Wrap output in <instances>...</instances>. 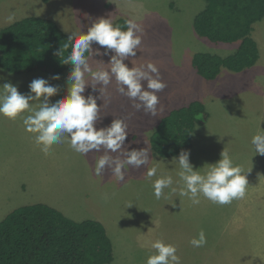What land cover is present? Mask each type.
I'll use <instances>...</instances> for the list:
<instances>
[{
  "label": "rangeland",
  "instance_id": "374dc122",
  "mask_svg": "<svg viewBox=\"0 0 264 264\" xmlns=\"http://www.w3.org/2000/svg\"><path fill=\"white\" fill-rule=\"evenodd\" d=\"M206 4V0H0V31L24 18L40 17L54 21L67 35L78 38L100 17L110 16L113 24L120 19H135L144 29L140 33L142 44L136 57H129L125 63L132 67L151 61L159 68L167 87L157 94L159 103L155 117L162 118L168 109L193 98L187 96L199 90L195 82H207L201 95L196 96L204 99L211 114L204 125V138L200 141L197 138L193 148L188 150L190 162L196 168L215 163L226 149L234 163L248 173L245 198L220 205L203 196L199 204L181 197L179 189L183 182L179 181L178 165L172 162L173 158L154 156L146 142L151 114L134 108L132 100L117 90L114 78L102 92L103 86L86 74L83 95L94 96L101 105L97 128L107 127L114 119H122L128 128L141 127L135 143L128 140L130 131L127 130L124 147L146 148L149 165L139 170L129 167L124 181L117 180L110 169L97 176L95 162L103 151L85 156L65 144L62 151L66 161L62 167H21L20 161L0 160V222L15 205L52 202L58 197V203L76 208L78 216L85 211L92 220H102L114 247L111 264H146L148 256L155 252L151 244L158 239L177 247L181 264H264V156L256 155L250 142L253 135L264 132V67L261 71L252 67L244 70L245 73L225 69L216 80H206L196 72L192 64L196 53L226 57L239 45L214 43L196 33L195 16ZM254 28L253 38L260 49L262 67L264 20ZM97 47L93 42L89 59L93 70L109 67L110 56H97ZM3 70L0 66V94H3L2 85L10 82L22 94L34 95L28 85L36 75L24 73L20 77L15 74L8 77L1 74ZM70 74L65 72L59 80L51 82L46 78L58 89L50 98L51 102L66 95ZM30 104L33 110H38L41 101L32 100ZM20 131L27 137L33 135L22 127ZM5 148L9 151L12 147L0 139V156ZM151 166H156L158 172L149 178L146 171ZM162 175L173 178L172 188L176 191L165 189V195L157 200L151 185ZM26 180L29 181L28 191L21 194L19 188ZM201 230L206 234L207 243L193 247L190 241L198 238Z\"/></svg>",
  "mask_w": 264,
  "mask_h": 264
},
{
  "label": "clouds",
  "instance_id": "9594fccd",
  "mask_svg": "<svg viewBox=\"0 0 264 264\" xmlns=\"http://www.w3.org/2000/svg\"><path fill=\"white\" fill-rule=\"evenodd\" d=\"M143 31L142 25L135 19H126L122 28L118 24L114 25L109 16L96 19L87 32L78 38L69 35L68 41L71 43H65L55 53L60 57L65 50L71 49L60 61L61 64L72 65L66 95L51 102L50 98L58 89L43 77L29 83L30 92L34 95L27 96L16 85L7 82L2 85L3 94H0V116L13 121L20 119L24 130L33 134L35 143L45 155L50 153L54 144L65 141L76 153L85 156L93 151H103L104 154L95 162V174L100 176L106 169H110L117 180L124 181L129 167L139 170L149 165V152L146 148L125 149L128 125L122 119H114L107 127L97 128L101 105H98L97 98L83 93L87 86L86 74H90L92 80L103 86L102 92L107 90L114 78L117 90L132 100L134 108L156 115L159 103L157 94L167 87L159 68L151 61L146 65L133 64L132 67L125 63L129 57H136L142 44L140 33ZM93 42L98 45L95 52L97 56H110L109 67L93 70L90 66ZM52 79L59 80V74L53 75ZM32 100L41 101L38 110H33L30 104ZM250 142L256 155L264 156V132L253 135ZM113 153L117 155L113 156ZM190 155V151L182 150L178 157L172 159L179 167V181L183 182L179 189L181 197L199 204L200 196H203L220 205L245 198L249 184L248 173H244L234 163L226 149L220 153L218 161L205 163L201 168H196L190 162ZM157 172L156 166L147 167L146 176L154 177ZM173 183L171 176L162 175L154 180L151 187L155 198L161 199L165 189L171 188L175 192ZM190 243L196 248L203 247L207 243L205 232L201 230L199 237L193 238ZM151 248L155 252L148 256L146 264H181L175 245L158 239L151 244Z\"/></svg>",
  "mask_w": 264,
  "mask_h": 264
},
{
  "label": "trees",
  "instance_id": "16d2710c",
  "mask_svg": "<svg viewBox=\"0 0 264 264\" xmlns=\"http://www.w3.org/2000/svg\"><path fill=\"white\" fill-rule=\"evenodd\" d=\"M194 19V29L214 43H239L226 57L196 53L193 67L206 80H214L222 69L240 73L260 59L253 38L255 24L264 20V0H206ZM126 19L114 25L124 27ZM68 36L54 21L27 17L0 31V66L12 73L44 71L51 75L72 71L61 64L71 49L55 55ZM209 119L199 100L172 110L157 125L151 137L153 153L161 158L179 156L188 150L198 126ZM114 247L104 225L95 220L74 221L56 208L31 204L10 212L0 222V264H111Z\"/></svg>",
  "mask_w": 264,
  "mask_h": 264
},
{
  "label": "crops",
  "instance_id": "0c3cea01",
  "mask_svg": "<svg viewBox=\"0 0 264 264\" xmlns=\"http://www.w3.org/2000/svg\"><path fill=\"white\" fill-rule=\"evenodd\" d=\"M254 30H255V28H254ZM255 40H256V38H255ZM263 67H264V65H262V67H261V61L259 59L257 64L254 66V69H256L257 71H259V70L261 71ZM223 70H225V69H222V71ZM66 72H71V71H66ZM243 73H245V72H243ZM1 74L7 75L9 77L10 74H12V73H10V72H8L6 70H3V72H1ZM21 74H24V73H21ZM21 74H15V77L16 76L20 77ZM28 74H29V76L32 75V74L36 75L33 79L43 77L45 79L46 78L49 79L50 82L53 80L51 77L47 76V75H51V74H49L47 72H44V71H40V70L39 71L28 72ZM12 75H14V74H12ZM25 75H27V74H25ZM51 76H53V75H51ZM220 77H221V73L219 74L218 78H220ZM21 80L24 81V79H21ZM195 83H196V90H198V89L199 90L197 92H195L193 94H189L187 96V97H193L194 96L193 98L185 99V102L182 105H180V106H178L176 108H173V109H168V111H166V113H164V116L162 118L157 119V117H155V115L154 116L150 115V117H149L150 118V124L148 125V129L145 132V137H146V142L148 144V147L151 149V153L154 156H156V155L153 153V150H152L151 137L154 134V132L156 131V128H157V125L159 124V122L165 116H167L172 110L178 109V108H181V107H185V106L189 105L193 101L199 100L203 104L205 103L204 99L202 97H198V96L201 95V91H203V88L207 84V82H195ZM208 83H216V82H208ZM263 90H264V88H263ZM196 95H198V96H196ZM206 109H207V107H206ZM207 111H208V109H207ZM210 114L211 113L209 112V115ZM203 126H198L196 128L194 136H193L194 137L193 138V142L194 143H196L195 140L197 138L199 139V141L204 138V133H205V130H206V126H204V127ZM21 127L24 128L23 123L21 121L20 122H18V121L15 122V121H13L11 119H8L6 117L0 116V139H1L2 142H6L7 146H11L12 147L9 151L7 150V148H5L4 154L0 156V160L2 162L8 161L10 159H13L14 162L20 161L21 163H19L18 165L21 166V167H62L63 163L66 161V158L63 157V155H65V153H64V151H62V147H63V144L70 145L69 143H67L65 141V142L60 143V144H54L52 146L51 150H50V153L48 155H45L40 150V146H38L35 143V141L33 139V135L27 137V134L25 132H23V135L21 134L22 133V131H20ZM127 130L130 131L129 136H128V140L131 143H135L137 138H138V135H139V133L141 131V127H139V128L129 127V128H127ZM193 146L194 145L192 143V146L188 150L193 148ZM164 159H167V158H164ZM28 185H29V181L28 180H26L25 182H22V185L19 188V192L21 194H25L28 191V188H29ZM37 203H42V202H37ZM37 203H33V204H37ZM43 204H46V205H49V206H52V207L56 208L57 210L61 211L65 216H67L68 218H70V219H72L74 221H77V222H81V221H84V220H92L89 217L88 212L84 211L83 215L78 216V215H80V213L73 206L72 207L71 206L67 207V206H65L62 203L61 204L58 203V197H55V199L52 202H46L45 201V203H43ZM26 205H29V204H26ZM26 205H21L20 207L26 206ZM15 207H17V205H15L13 208H15ZM17 208H19V207H17ZM11 210L8 209L7 213L9 214V211L10 212L13 211V210L12 211ZM90 214H94V213L90 212ZM95 221L101 222L102 220L96 219ZM104 227L106 228L105 225H104ZM106 230H107V228H106ZM107 232H108V230H107ZM108 235L110 237L109 233H108Z\"/></svg>",
  "mask_w": 264,
  "mask_h": 264
}]
</instances>
